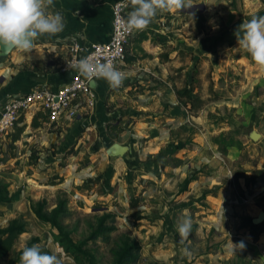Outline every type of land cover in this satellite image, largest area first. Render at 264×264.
Segmentation results:
<instances>
[{
    "label": "rangeland",
    "instance_id": "1",
    "mask_svg": "<svg viewBox=\"0 0 264 264\" xmlns=\"http://www.w3.org/2000/svg\"><path fill=\"white\" fill-rule=\"evenodd\" d=\"M191 3L188 9L161 12L163 18L157 17L162 28L171 23L175 27L164 47V53L175 59L168 70L171 79L152 86L168 91L160 95L152 87H132L127 93L133 99L120 98L116 107L121 113L113 116L104 134L110 144L131 145L137 157L131 164L125 160L122 169L109 165L118 160L105 156L107 145L94 148L97 138L101 142L100 130L95 138L90 127L77 119L63 129L42 125L30 132V138L25 131L14 144L16 128L0 137V183L9 184L12 195L21 193L11 205L0 207V228L15 219L25 225V232L0 264H20L26 245L54 251L64 264H78L55 242L52 228L33 213L34 203L45 200L52 210L60 199L68 200L70 211L63 221L65 229L75 242L87 241L82 264H116L115 253L125 239L141 246L137 264H264V238L256 240L259 233L252 231L246 219L247 230L236 233L235 217L228 214L230 205L221 200L222 194L213 199L212 189L213 179L229 175L242 201L243 183L264 176V69L238 46L234 35L244 20L264 16V0ZM196 5H205V11L193 9ZM25 65L31 70L29 63ZM188 85L201 99L200 108L190 109L177 99L176 93ZM140 104L148 108L141 110ZM108 111L115 113L111 107ZM252 131L262 136L257 142L249 137ZM231 143L234 146L228 148ZM150 144L156 146L152 149ZM187 178L192 183L183 191ZM251 184L255 183L247 185L249 191ZM261 208L251 205L246 215L255 217ZM109 213L116 217L106 224L110 243L102 238L88 241L99 220ZM244 214L240 215L245 218ZM181 215L193 222L191 235L183 243L176 231ZM230 241H243L245 246L233 252ZM184 248L190 256L183 253Z\"/></svg>",
    "mask_w": 264,
    "mask_h": 264
},
{
    "label": "crops",
    "instance_id": "2",
    "mask_svg": "<svg viewBox=\"0 0 264 264\" xmlns=\"http://www.w3.org/2000/svg\"><path fill=\"white\" fill-rule=\"evenodd\" d=\"M118 1L119 0H54V7L51 8L50 11H59L62 13L65 22L64 30L57 34L41 35L35 40L34 47L30 52H18L14 57L0 64V79L4 77V84L0 82V107L9 97L27 94L36 88H48L50 90H59L62 88V86L72 78L71 72L66 74H50L47 73L45 69H60L61 65L69 59V48L73 43H80L83 46L90 47L96 43L109 42L112 30V8ZM131 10L132 9H130V11ZM158 16L163 18L164 15L161 12L158 13L147 28L139 31L135 30L136 32L127 48V59L129 61H126L125 65L121 66V70L127 74V78L123 81V84H126L128 88L124 89L125 91L112 89L105 80H98L99 85L98 90H96V107L77 118L78 124L90 127V132L95 135L100 130L101 142H97L98 136L96 135L95 138L97 139L94 146L101 144L107 145L109 148L114 144H110V142L104 138V134L107 131L110 121L114 119L113 116L115 117L118 113H121V109L116 107L119 100L133 99L127 93L132 90V87H135L134 90L139 88L138 85H142L143 87L147 86L148 88L157 86L159 83L171 79L170 71L168 72V70L172 69V66L175 64V59L172 55L164 53V47L167 40L173 37L175 27H173V23H171L170 27L162 28L159 20L157 21ZM27 63L30 64L31 70L29 67L26 68L27 65L25 64ZM150 90H155L160 95L168 91L166 88L161 91V89L155 87L150 88ZM2 91L4 93H2ZM11 93L14 94L10 95ZM143 98H145V96ZM146 101L147 99L145 98V102ZM139 106L140 109L143 107L141 110L148 108L144 104H140ZM110 107L115 113L108 111ZM85 116L88 117L85 118ZM119 116H121V114H119ZM34 120H37V123L40 125L38 128L32 126ZM73 121L74 120H62L55 125H48L43 123L42 114L35 116L32 113L24 116L19 127L25 126L24 132H26L24 135L26 138H30L32 136L30 132L42 128V125L50 128L61 127L60 129H63L69 126ZM19 141L20 140L17 142ZM31 146L34 145L31 144ZM92 146L93 144L89 149ZM96 146L94 148H96ZM128 146L131 148V145ZM153 146L156 145L150 144L149 147L153 149ZM107 149L104 152L106 157H108ZM133 151L135 153L137 152L136 150ZM233 152L234 151H232V153ZM104 159H102V161ZM110 159H116L118 162L109 163V165L112 164L114 168L122 169L125 160L127 164H131V161L136 160L137 157L131 152L123 158ZM220 167L223 168L222 166ZM213 181L215 183H213L212 189L216 193L213 199L220 198V194H222L221 200L224 199L222 201L225 205H230L228 214H232L235 217L233 219H235L236 222L234 223L236 233L241 230H247L243 223V220L246 219L249 225L253 227L252 231L259 233L256 240L261 237L264 238V222L262 226L258 225L261 226L258 227V229L256 228L257 226L252 223V220L255 219L261 211H264V176L256 177L255 179L250 178L245 184L243 183V197L249 199L247 203L243 201L244 198L241 201V198L236 194L234 182L231 181L229 175L221 176L220 174V176H217ZM251 182L255 184H251V186H253L251 189L253 190L249 191L250 189L247 190V185ZM228 196H231L232 199L230 198V200H227ZM258 204L262 208L257 212L255 217L246 215V213L250 211L251 205L257 206ZM240 214H244L245 218Z\"/></svg>",
    "mask_w": 264,
    "mask_h": 264
},
{
    "label": "clouds",
    "instance_id": "3",
    "mask_svg": "<svg viewBox=\"0 0 264 264\" xmlns=\"http://www.w3.org/2000/svg\"><path fill=\"white\" fill-rule=\"evenodd\" d=\"M129 3L132 10L122 20L128 31L144 30L160 12L181 11L193 6L191 0H129ZM53 7L54 0H0V49L30 52L41 35L62 32L64 17L59 11H50ZM234 35L238 46L264 69V16L253 15L244 20ZM76 70L88 79L105 80L112 89L120 88L127 78V74L111 61H93L87 56L77 61ZM192 224L190 216L178 218L176 231L181 243L189 239ZM230 245L233 252L243 250L245 246L243 241L237 244L230 241ZM182 251L191 255L187 248ZM20 264H64V258L54 251L42 250L39 245H26L21 249Z\"/></svg>",
    "mask_w": 264,
    "mask_h": 264
},
{
    "label": "built area",
    "instance_id": "4",
    "mask_svg": "<svg viewBox=\"0 0 264 264\" xmlns=\"http://www.w3.org/2000/svg\"><path fill=\"white\" fill-rule=\"evenodd\" d=\"M129 0H119L112 8L111 37L107 43L83 46L80 43L70 45L69 59L60 67V73L76 71L75 75L59 90L36 88L24 95H15L0 107V137L21 124V118L27 114H42L43 123L55 125L62 120H75L83 113L96 107L97 93L90 83L98 78L88 79L76 70L77 61L89 57L93 61H111L120 71L127 61V48L135 34L128 31L122 20L130 12ZM124 72V71H122ZM243 201L247 203L248 198Z\"/></svg>",
    "mask_w": 264,
    "mask_h": 264
},
{
    "label": "trees",
    "instance_id": "5",
    "mask_svg": "<svg viewBox=\"0 0 264 264\" xmlns=\"http://www.w3.org/2000/svg\"><path fill=\"white\" fill-rule=\"evenodd\" d=\"M127 61H129L127 59ZM47 73L57 74L60 73V69L46 68ZM177 99L184 104V106L190 109L200 108L201 99L195 94L194 88L191 85L186 86L182 90L176 93ZM23 118H21L22 121ZM32 126L38 128L40 125L37 120H34ZM25 130V126L16 127L15 133L13 134V144L20 140L21 135ZM222 135L220 138H223ZM216 144H220V139L215 140ZM234 144L228 145V148L233 147ZM225 154V150L223 152ZM192 183V178H187L184 182L183 191H187L190 184ZM20 191L15 195H12L9 191V184L5 182L0 183V207L3 205H11L16 196H19ZM136 205V204H135ZM33 213L36 218L43 224L48 225L52 228V235L55 242L63 249L65 254L71 256L75 262L82 264L83 257L86 255V250L84 249L87 241L77 243L71 237V234L67 232L63 225V221L70 216V211L68 209V200L60 199L57 206L49 210L47 201H39L34 203L32 206ZM114 214L103 215L99 220L97 228L93 231L88 241H95L102 238L106 243H110V239L106 236L105 232L110 230L107 228L106 224L108 220L115 222ZM25 232L24 223L15 219L9 223L5 228H0V259L5 258L10 254L15 246L18 238ZM38 242V240H36ZM45 251V250H44ZM141 246L137 242H132L129 239H125L120 243L118 252L115 253V263L116 264H137L140 259Z\"/></svg>",
    "mask_w": 264,
    "mask_h": 264
},
{
    "label": "water",
    "instance_id": "6",
    "mask_svg": "<svg viewBox=\"0 0 264 264\" xmlns=\"http://www.w3.org/2000/svg\"><path fill=\"white\" fill-rule=\"evenodd\" d=\"M197 8H200L201 12H204L206 9L205 5H196L193 7V9H197ZM12 52H13L12 50L0 49V63L4 61L5 59H7ZM75 73L76 71H71V76L75 75ZM3 81H4V77H1L0 82H3ZM98 85H99V82L97 80L92 81L90 83V86L94 90H98ZM249 137L253 142H257L262 136L257 131H252L249 134ZM131 152L132 151H131L130 146L122 145L120 143H114L112 146H110L107 149V155L110 158H123L127 154H130ZM110 168L112 167L110 166ZM263 222H264V211H261L259 215L255 219L252 220V223L253 225L258 226V225H261Z\"/></svg>",
    "mask_w": 264,
    "mask_h": 264
}]
</instances>
